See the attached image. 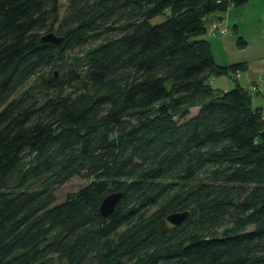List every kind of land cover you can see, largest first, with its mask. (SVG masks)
<instances>
[{
    "label": "trees",
    "instance_id": "1",
    "mask_svg": "<svg viewBox=\"0 0 264 264\" xmlns=\"http://www.w3.org/2000/svg\"><path fill=\"white\" fill-rule=\"evenodd\" d=\"M245 1L0 0V264H264V107L198 37Z\"/></svg>",
    "mask_w": 264,
    "mask_h": 264
},
{
    "label": "crops",
    "instance_id": "2",
    "mask_svg": "<svg viewBox=\"0 0 264 264\" xmlns=\"http://www.w3.org/2000/svg\"><path fill=\"white\" fill-rule=\"evenodd\" d=\"M214 22L219 27H226L228 32L210 34L208 28ZM198 37L209 41L217 64L242 66L233 77V87L238 84L246 89L253 107H264V0H246L225 11L208 14L205 32ZM238 37L245 40L244 46L237 44ZM222 75L231 78L228 74ZM214 77L210 79L213 88L226 90L228 86L232 87L226 79Z\"/></svg>",
    "mask_w": 264,
    "mask_h": 264
},
{
    "label": "water",
    "instance_id": "3",
    "mask_svg": "<svg viewBox=\"0 0 264 264\" xmlns=\"http://www.w3.org/2000/svg\"><path fill=\"white\" fill-rule=\"evenodd\" d=\"M44 41L57 42L60 38H57L53 33H49L42 37ZM121 196L120 192H112L106 195L99 204V212L103 217H108L114 212L115 205L119 201ZM188 216V211H177L169 213L166 217L167 221L173 225L181 224Z\"/></svg>",
    "mask_w": 264,
    "mask_h": 264
},
{
    "label": "rangeland",
    "instance_id": "4",
    "mask_svg": "<svg viewBox=\"0 0 264 264\" xmlns=\"http://www.w3.org/2000/svg\"><path fill=\"white\" fill-rule=\"evenodd\" d=\"M66 2H67V0H62L63 4H66ZM163 18H164V16H158L154 19V22H159V21L163 20ZM220 77H222L223 79H226L232 85V87L228 86L226 90L233 88V85H234V79L233 78H229V77L222 75V76H216L213 79H216V78L219 79ZM195 110L196 109H191L190 114H193L195 112ZM81 183H83V181L81 179H79L78 177H73L68 182H66L63 186H61L57 190V193L60 196V198H63L65 193L75 190ZM64 263H65V261H62V264H64Z\"/></svg>",
    "mask_w": 264,
    "mask_h": 264
},
{
    "label": "built area",
    "instance_id": "5",
    "mask_svg": "<svg viewBox=\"0 0 264 264\" xmlns=\"http://www.w3.org/2000/svg\"><path fill=\"white\" fill-rule=\"evenodd\" d=\"M208 32L210 34H225L228 32V29L226 27H219L216 22L212 23L210 27L208 28ZM238 72L236 73V75Z\"/></svg>",
    "mask_w": 264,
    "mask_h": 264
}]
</instances>
